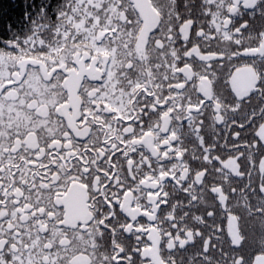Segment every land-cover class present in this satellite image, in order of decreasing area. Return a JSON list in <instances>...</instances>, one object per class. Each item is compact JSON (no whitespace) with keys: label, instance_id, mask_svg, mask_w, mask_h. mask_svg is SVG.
Returning <instances> with one entry per match:
<instances>
[{"label":"snow or ice","instance_id":"snow-or-ice-1","mask_svg":"<svg viewBox=\"0 0 264 264\" xmlns=\"http://www.w3.org/2000/svg\"><path fill=\"white\" fill-rule=\"evenodd\" d=\"M0 18V264H264V0H22Z\"/></svg>","mask_w":264,"mask_h":264},{"label":"trees","instance_id":"trees-1","mask_svg":"<svg viewBox=\"0 0 264 264\" xmlns=\"http://www.w3.org/2000/svg\"><path fill=\"white\" fill-rule=\"evenodd\" d=\"M21 3V0H0V18L13 20L14 14L19 12V8H14L13 10H10V8L14 4L20 5Z\"/></svg>","mask_w":264,"mask_h":264},{"label":"flooded vegetation","instance_id":"flooded-vegetation-1","mask_svg":"<svg viewBox=\"0 0 264 264\" xmlns=\"http://www.w3.org/2000/svg\"><path fill=\"white\" fill-rule=\"evenodd\" d=\"M11 1H15V0H11ZM21 2H22V0H21ZM14 8H19V5L18 4L17 5L14 4L13 6H11L10 10H13ZM20 15H21L20 11L18 13H15L14 17H13V20H16Z\"/></svg>","mask_w":264,"mask_h":264}]
</instances>
